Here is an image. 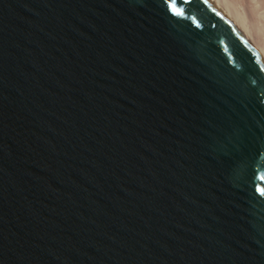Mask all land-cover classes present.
<instances>
[{"label":"water","instance_id":"95a60500","mask_svg":"<svg viewBox=\"0 0 264 264\" xmlns=\"http://www.w3.org/2000/svg\"><path fill=\"white\" fill-rule=\"evenodd\" d=\"M175 6L0 0V264H264V62Z\"/></svg>","mask_w":264,"mask_h":264},{"label":"bare ground","instance_id":"6f19581e","mask_svg":"<svg viewBox=\"0 0 264 264\" xmlns=\"http://www.w3.org/2000/svg\"><path fill=\"white\" fill-rule=\"evenodd\" d=\"M264 62V0H210Z\"/></svg>","mask_w":264,"mask_h":264},{"label":"snow or ice","instance_id":"6c2138e0","mask_svg":"<svg viewBox=\"0 0 264 264\" xmlns=\"http://www.w3.org/2000/svg\"><path fill=\"white\" fill-rule=\"evenodd\" d=\"M165 3L168 4L169 10L172 11L174 14H176V15H180L181 14L179 9H177L176 6H175V0H165ZM261 71H264V68H262ZM262 178H264V177H262ZM257 191L262 196H264V189H261V188L257 187Z\"/></svg>","mask_w":264,"mask_h":264}]
</instances>
